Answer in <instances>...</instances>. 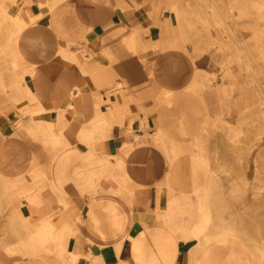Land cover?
I'll list each match as a JSON object with an SVG mask.
<instances>
[{"label": "crops", "instance_id": "obj_1", "mask_svg": "<svg viewBox=\"0 0 264 264\" xmlns=\"http://www.w3.org/2000/svg\"><path fill=\"white\" fill-rule=\"evenodd\" d=\"M176 11L0 0V264H264L245 94L188 86L215 31Z\"/></svg>", "mask_w": 264, "mask_h": 264}, {"label": "rangeland", "instance_id": "obj_2", "mask_svg": "<svg viewBox=\"0 0 264 264\" xmlns=\"http://www.w3.org/2000/svg\"><path fill=\"white\" fill-rule=\"evenodd\" d=\"M146 1L151 2L158 9L173 13H176L179 8L189 9L188 13H195L194 11L197 12V10L203 13L204 16H187L190 19H201L196 23H200L204 30L210 26L215 31L214 42L207 57L210 62L199 65L205 71L210 69L211 74L201 72L203 75L200 80L206 81V87L231 88L234 93L236 90L242 89L247 106L240 112L239 103H237L233 106V109L235 108L233 111H236L233 112V116H236L237 119L240 116L244 117L247 121V133L242 130L238 133L233 131V134H236L237 137L247 135L249 155L255 151H264V115L260 112L261 103L264 101V0H252L249 3L247 0ZM225 7L231 10L230 17L224 15ZM252 12L254 14H249ZM209 13L212 15L208 16ZM229 27L231 38L229 37ZM181 29L188 42L196 43V45L202 44L201 47L193 48L194 55H201L209 50V48H204L203 42L207 40V33H202V39L200 34L202 28L187 24ZM240 31L244 34L243 37H241ZM258 164L264 167V160H259ZM259 178L261 180L258 182L264 184V175Z\"/></svg>", "mask_w": 264, "mask_h": 264}, {"label": "bare ground", "instance_id": "obj_3", "mask_svg": "<svg viewBox=\"0 0 264 264\" xmlns=\"http://www.w3.org/2000/svg\"><path fill=\"white\" fill-rule=\"evenodd\" d=\"M242 54V53H241ZM189 87H199V88H203L206 87V81L203 80H198V79H194V80H190L187 82ZM261 108H260V112L263 113L264 115V101L261 103ZM221 236V235H220Z\"/></svg>", "mask_w": 264, "mask_h": 264}]
</instances>
